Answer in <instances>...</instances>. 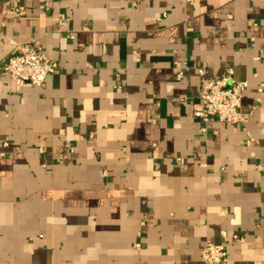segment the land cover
Segmentation results:
<instances>
[{
	"label": "crops",
	"instance_id": "1",
	"mask_svg": "<svg viewBox=\"0 0 264 264\" xmlns=\"http://www.w3.org/2000/svg\"><path fill=\"white\" fill-rule=\"evenodd\" d=\"M26 43L58 68L17 93ZM197 68L247 82L244 126L193 116ZM257 167L264 0H0V264H264Z\"/></svg>",
	"mask_w": 264,
	"mask_h": 264
},
{
	"label": "built area",
	"instance_id": "2",
	"mask_svg": "<svg viewBox=\"0 0 264 264\" xmlns=\"http://www.w3.org/2000/svg\"><path fill=\"white\" fill-rule=\"evenodd\" d=\"M22 16L23 9L17 10ZM69 19L64 16L58 17L54 24L59 28L65 27ZM72 38V37H71ZM58 65L49 59L44 50L34 44H22L7 57L1 67L2 72L12 81L17 93H21L26 88H39L53 75ZM184 70L177 72V79L181 80ZM199 78V109L195 110L193 116L203 125L212 122H219L235 126H244L248 121V113L242 111L241 104L243 94L247 89L246 81H236L232 77V71L228 69L217 78H210L203 69H196ZM263 87L258 89L262 92ZM206 128L201 129L205 134ZM4 147H7L5 144ZM42 152V149H39ZM71 154L73 150L71 149ZM62 160V159H61ZM179 161V159H177ZM60 161V159H58ZM264 174V169L257 167ZM237 236L231 237L232 243L237 240ZM135 248L140 249L137 243ZM201 264H229L227 244L206 243L200 251Z\"/></svg>",
	"mask_w": 264,
	"mask_h": 264
}]
</instances>
